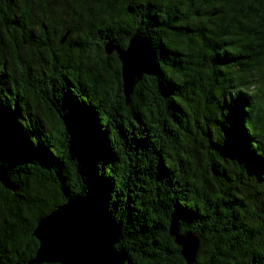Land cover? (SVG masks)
Instances as JSON below:
<instances>
[{
	"label": "trees",
	"instance_id": "trees-1",
	"mask_svg": "<svg viewBox=\"0 0 264 264\" xmlns=\"http://www.w3.org/2000/svg\"><path fill=\"white\" fill-rule=\"evenodd\" d=\"M150 40L130 106L114 43ZM2 264L40 219L97 195L126 264H264V0H0Z\"/></svg>",
	"mask_w": 264,
	"mask_h": 264
},
{
	"label": "water",
	"instance_id": "water-1",
	"mask_svg": "<svg viewBox=\"0 0 264 264\" xmlns=\"http://www.w3.org/2000/svg\"><path fill=\"white\" fill-rule=\"evenodd\" d=\"M106 55L116 53L122 64L123 90L127 106L135 86L144 76L158 74L154 48L147 36L134 35L126 50L114 43ZM0 185L15 191L7 170L0 166ZM170 236L181 248L187 264H193L199 250V239L193 234H180L172 221ZM33 237L39 242L35 257L27 264H126L117 246L122 240L121 226L97 195H78L39 220ZM0 264H2L0 258Z\"/></svg>",
	"mask_w": 264,
	"mask_h": 264
}]
</instances>
